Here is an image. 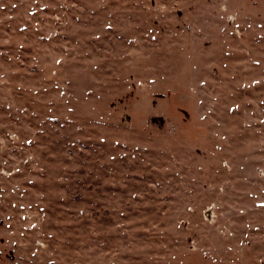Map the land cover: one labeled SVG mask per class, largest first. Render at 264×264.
Here are the masks:
<instances>
[{
	"label": "rangeland",
	"instance_id": "rangeland-1",
	"mask_svg": "<svg viewBox=\"0 0 264 264\" xmlns=\"http://www.w3.org/2000/svg\"><path fill=\"white\" fill-rule=\"evenodd\" d=\"M0 221V264H264V0H0Z\"/></svg>",
	"mask_w": 264,
	"mask_h": 264
},
{
	"label": "water",
	"instance_id": "water-1",
	"mask_svg": "<svg viewBox=\"0 0 264 264\" xmlns=\"http://www.w3.org/2000/svg\"><path fill=\"white\" fill-rule=\"evenodd\" d=\"M179 14H180V13H179ZM157 119L159 120V122H160L161 124L163 123V118H162V117H158ZM152 120L154 121V120H156V118L153 117ZM0 223H2V222L0 221Z\"/></svg>",
	"mask_w": 264,
	"mask_h": 264
},
{
	"label": "flooded vegetation",
	"instance_id": "flooded-vegetation-1",
	"mask_svg": "<svg viewBox=\"0 0 264 264\" xmlns=\"http://www.w3.org/2000/svg\"><path fill=\"white\" fill-rule=\"evenodd\" d=\"M4 255L7 257V256H10V258H13L12 254L11 255H8L6 253H4Z\"/></svg>",
	"mask_w": 264,
	"mask_h": 264
}]
</instances>
